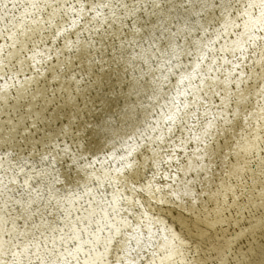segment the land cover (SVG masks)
<instances>
[{
  "label": "rangeland",
  "instance_id": "1",
  "mask_svg": "<svg viewBox=\"0 0 264 264\" xmlns=\"http://www.w3.org/2000/svg\"><path fill=\"white\" fill-rule=\"evenodd\" d=\"M89 1L67 0L65 4V0H0V21L8 29L4 36L6 38H0L4 39L0 48V64L3 67L8 60V64L13 62L16 68L13 71L0 69L1 76H10L0 81V95L7 93L9 101L0 104V178L7 185V190L0 185V194L3 196L0 219L8 216L15 219V226L10 223L8 228L16 227L18 233L22 232L21 240L24 244L31 242L32 251L37 254L32 257L33 260L54 249L58 255L52 256V259H68L71 264H76L77 255L80 264H189V261L192 264H264V26L256 20L259 9L247 7L249 3L258 4L259 1L199 0L200 7L194 9V18H181L183 23L187 22L191 26L195 24L194 28H189H193L192 33L182 38L181 49H174L166 58L149 57L147 63H143L145 68L148 67L145 71L149 70L150 73L140 78L134 75L121 77L114 74L113 77L101 74V58L97 56L96 47L92 49V59L82 62L73 58L69 63L64 48L66 40L75 41L79 34L80 41L85 43L89 40L87 34L91 32H104L109 37L113 35L109 27L113 25L112 16L107 14L110 10L101 8L88 11L92 6V0ZM95 2L99 4L107 0ZM127 2L130 6L133 4V0ZM135 2L140 8L153 4V0ZM34 3L39 7L33 8ZM112 3L115 4L116 0H112ZM45 4L49 7L45 8ZM68 4L77 10L84 6L81 19L71 28H68V24L77 13L70 11ZM58 5L63 7L58 8ZM54 9L56 20L48 24ZM178 9L189 13L187 7ZM245 10L251 15L245 14ZM121 11L116 12L115 24L121 30L129 29L122 26L121 21L123 25H130V18L124 20ZM59 26L68 28V31L56 37ZM253 28L259 37L255 44L252 43L253 46L249 45L242 52L245 57L240 59L237 56L239 49L244 47L245 41L250 43L248 37ZM165 29L159 30L156 40ZM113 36L112 39L115 38ZM60 52L64 54L58 55ZM233 58L243 70L239 75L241 86L236 87L229 98V107L233 105L231 112L235 113H229L227 119L230 122L225 119L226 122L223 121L216 130L214 125L219 124L217 121L213 123V128L206 127L207 130L211 128L210 139L203 143V147L209 152L202 159L204 161L206 157L208 163L203 165L196 178L203 202L197 205V211H182L175 206L168 211V208H164L166 205L161 204L160 208L159 203V206L150 205V210L145 208L139 195L130 187L125 188L127 183L130 184L132 176L128 174L113 180H102L108 176H101L97 178L99 184L84 183L83 192L71 196L75 187L67 184L68 175L64 172L62 161L56 156L57 152L60 151L63 161H68V158H64L69 154L68 151L75 157H86L106 143L105 136L111 134V131L126 136L124 138L129 145L128 155L125 153L127 158L140 165L144 175L142 181L149 177L152 186L161 183L163 174L176 172L180 165L183 167L190 158L188 153L200 156L203 153L202 147L194 146L190 137L184 134L187 131L189 134L197 132L204 125L206 113L212 111V114H218L224 109V94H220L221 79L228 61ZM102 86L109 90V96L104 95ZM153 92L155 97L152 96ZM242 96L244 102L239 101ZM240 110L245 111L244 115H253L254 111L259 118L252 122V129L245 123L242 130L229 136L226 147L230 149L225 150L219 163L213 162L210 147L216 141L221 146L224 144L227 134V126L224 124L229 125L236 120V114L244 120L243 114L238 112ZM5 125L12 129L10 134ZM108 127H111L109 133L106 130ZM235 155L238 157L232 159ZM209 167H212L209 170L211 173L207 170ZM13 169L18 176L13 177ZM29 177H32L29 183L36 190L31 193L34 203L30 213L21 214L16 210L20 207L17 202L29 200L28 191L23 186ZM11 179H15L16 183H10ZM179 188L184 190V186L180 185ZM167 199L172 198L168 195ZM178 213L193 218L190 219L194 222L192 226L200 223L201 231L213 233V237L202 241L200 236L198 239L201 241H196L185 230L187 225L182 222L186 220ZM141 214H150L156 226L143 227L137 219ZM162 228L173 234H169L167 243L159 238ZM157 237L159 240H155ZM38 242L42 243L43 249H37ZM77 245L80 247L78 254L75 252ZM185 251L193 253L185 259ZM67 252L73 255L68 256Z\"/></svg>",
  "mask_w": 264,
  "mask_h": 264
},
{
  "label": "bare ground",
  "instance_id": "2",
  "mask_svg": "<svg viewBox=\"0 0 264 264\" xmlns=\"http://www.w3.org/2000/svg\"><path fill=\"white\" fill-rule=\"evenodd\" d=\"M91 1V0H90ZM89 1V3H90ZM181 1V3L179 2ZM214 1V0H213ZM216 1V0H215ZM220 1V0H218ZM225 1V0H224ZM227 1V0H226ZM235 1V0H234ZM259 1V0H258ZM84 2V1H82ZM206 2V1H205ZM148 3V2H147ZM151 3V2H150ZM197 3V5H196ZM199 3V4H198ZM203 3V2H202ZM218 3V2H217ZM216 3V5H217ZM228 4V3H227ZM203 5V4H202ZM205 5V4H204ZM208 5V4H207ZM213 5V3H212ZM247 5V4H246ZM187 7L188 8V14L187 13H183L178 11L179 7ZM197 7H200V1L199 0H164L163 6L162 8H153L152 4L151 5H145L143 7H138L135 16L138 20L137 23V28L140 29V31L132 33L131 28L129 29H125V30H121V28L115 24L116 28L114 29L113 25L109 26L110 28H112L113 30V35L107 36V34H105L104 32L99 33L100 36H104L105 37V42L103 44H97L96 46V50L97 53L99 52L100 55H97L101 58V64L99 65L102 68V73L103 75H111L113 77L114 74L119 75L121 77H130L131 75H134L135 77H139L144 75L145 73H148V71H145L147 68L144 67V63L147 60H149V57L152 56H158L156 58L158 59H162V58H166L169 55H171V53H173L174 49H177L175 51H178V49H181L182 45L180 44V42L182 41V38L185 37V35L192 33L193 28L195 27V24H192L193 28L189 30V28H191V25H188L187 22L183 23L181 21V18L183 20H188L190 18L193 17L194 15V9ZM210 7V6H209ZM208 7V8H209ZM220 7H223L220 6ZM212 8V7H211ZM216 8V7H215ZM234 8V7H233ZM232 8V9H233ZM202 9V7H201ZM206 9V8H205ZM224 9V8H223ZM236 9V8H235ZM203 11V9H202ZM206 11V10H205ZM214 12V10H212ZM235 11V10H234ZM246 11V10H245ZM119 12V11H117ZM123 11H121L120 13H122ZM169 12V13H168ZM211 12V11H209ZM216 12V11H215ZM244 12V11H243ZM106 13V12H105ZM195 13H197V10L195 11ZM204 13V12H203ZM217 13V12H216ZM222 13V11H221ZM220 13V14H221ZM101 14V13H100ZM108 16H112L111 12L109 11ZM142 14V15H141ZM226 14V13H225ZM230 14V13H229ZM233 14V13H232ZM95 15V14H94ZM117 15V13H116ZM122 16H124L125 14H121ZM141 15V16H140ZM184 16V17H181ZM190 16V17H189ZM217 16V15H216ZM239 16V15H238ZM241 16V15H240ZM214 17V16H213ZM222 17V16H221ZM232 17V16H231ZM234 17V15H233ZM245 17V16H244ZM75 18V17H74ZM117 18V16H116ZM194 18V17H193ZM202 18V17H201ZM217 18V17H216ZM108 19V18H107ZM124 19V18H123ZM211 19V18H210ZM218 19V18H217ZM221 19V18H219ZM218 19V20H219ZM74 20V19H73ZM97 20V19H96ZM101 20V19H100ZM121 20V19H120ZM125 20V19H124ZM191 20V19H190ZM189 20V21H190ZM216 20V19H214ZM234 20V18H233ZM238 20V18H237ZM99 21V19H98ZM145 21H147L148 23L145 24ZM206 21V20H205ZM210 21V20H209ZM208 21V22H209ZM217 21V20H216ZM215 21V22H216ZM224 21V20H223ZM236 21V20H234ZM77 22V21H76ZM85 22V21H84ZM113 22V20H112ZM111 22V23H112ZM130 22L132 23V19L130 18ZM129 22V23H130ZM239 22V21H238ZM79 23V22H78ZM82 23V21H81ZM110 23V24H111ZM124 23V22H123ZM128 23V22H127ZM179 23H181L180 27L178 26ZM206 23V22H205ZM237 23V22H236ZM109 24V25H110ZM184 25V28L182 29V26ZM234 24V23H233ZM239 24V23H238ZM241 24V23H240ZM4 24L1 23L0 21V38H6L4 36H6V32H7V28H5L3 26ZM78 25V24H77ZM107 25V24H106ZM211 25V24H210ZM214 25V24H213ZM217 25V24H216ZM235 25V24H234ZM257 25V24H256ZM186 26V27H185ZM191 26V27H190ZM225 26V25H224ZM238 27V25H236ZM85 27V26H84ZM108 27V26H107ZM166 28L165 32L158 37V39L156 40L155 36L158 34L159 30L162 28ZM179 27V28H178ZM212 27V26H211ZM214 27V26H213ZM216 27V26H215ZM218 27V26H217ZM263 27V26H262ZM88 28V26H87ZM105 28V27H104ZM200 28V26H199ZM89 29V28H88ZM106 29V28H105ZM117 29H119V31H117ZM215 29V28H214ZM219 29V28H218ZM239 29V28H238ZM254 29L251 30L249 37L250 43H248V41H245L244 47L239 49L240 53L237 54V56L241 59L243 57H245V55H243V51H246V49L248 48L249 45H252V43L255 44L257 37H259L258 35H256L254 33ZM97 30V29H95ZM206 30V29H205ZM93 31V30H92ZM122 31V32H121ZM129 31V32H128ZM213 31V30H212ZM216 31V29H215ZM220 31V30H219ZM233 32V30H231ZM110 32V31H109ZM108 32V33H109ZM208 32V31H207ZM215 33V32H214ZM227 33V31H226ZM99 34L95 33V32H91L87 34V39L89 40H94V41H100L101 37L99 36ZM221 35V33H219ZM223 34V33H222ZM230 34V33H229ZM232 35V34H231ZM63 36V35H62ZM115 37V38H111V37ZM214 36V35H213ZM234 36V35H233ZM80 37V36H79ZM217 37V35H216ZM230 37V35H229ZM228 38V36H227ZM232 38V37H231ZM237 38V37H236ZM263 38V37H262ZM76 39V38H75ZM74 40V39H73ZM229 40V38L227 39ZM231 40V39H230ZM229 40V43H231ZM4 41V39H0V48L2 45V42ZM76 41V40H75ZM205 41V40H204ZM83 42V41H82ZM218 44V43H217ZM243 44V43H241ZM231 45V44H230ZM185 46V45H184ZM220 46L221 43H220ZM253 46V45H252ZM241 47V46H240ZM192 48V47H191ZM223 48V47H222ZM227 50V49H226ZM250 50V48H249ZM231 51V50H230ZM236 51V50H235ZM182 52V51H181ZM248 52V51H247ZM242 53V54H241ZM177 55V53H176ZM218 58V57H217ZM98 59V58H97ZM215 60V59H214ZM99 62V61H98ZM163 62V61H162ZM177 62V61H176ZM250 62V61H249ZM147 63V62H146ZM215 63V62H214ZM256 63V62H255ZM121 64V65H120ZM158 64V63H157ZM142 65V67H140ZM216 65V64H215ZM156 66V64H155ZM140 67V68H139ZM257 67V66H256ZM126 68V69H125ZM134 68V69H133ZM151 68V67H150ZM0 69L1 70H5L8 69L7 71H13L15 68L13 62L8 64V60L5 61V64L3 65V67H1L0 64ZM133 69V70H132ZM143 70V71H142ZM6 71V70H5ZM243 70L241 68L238 67V61L236 59H230L228 61V67L225 69V74L223 72L222 76L223 78L221 79V91L220 94H224L223 95V101H225V104L223 106V110H221L220 112H218V114H212V111L209 113H206V118L204 120V125H201L200 129L197 130V132H195L194 134H189L188 131L184 134V136H189L190 137V141H192L191 143H193V145L195 144L198 148L202 147L203 149V153L199 156L197 155V153L192 154L191 152L188 153L187 155H189V159L186 160L185 165H183V167L180 165L179 168L176 170V172H169L167 174H163V179L161 181V183H157V184H153V186L151 184H149L150 181H148V179H143L144 181H142V172L139 168V164L135 163L133 161H130L129 157L127 158L126 156V152L128 155V143L127 140H125L124 137L126 136H122L119 133H114L113 131H111V127H108L106 130L109 133L111 131V134H107V136H105V140L106 143L97 151H94L92 154L86 156V157H75V155L68 151V155H65V159L68 158V161H63L61 160V156H60V151L57 152L56 156L60 158V161H62V166L64 168V172L68 175V178L66 180L67 184L72 185L75 187L72 195L75 194H80V192H83V185L84 183H95V184H99L97 178L101 177V176H108L107 178H103L102 180H113L116 179L117 177H123L124 175H132L131 176V180L129 181L130 184H124L125 188L130 187L132 191L135 192V194L139 195V198H141L143 200V204L146 206L145 208L150 210V205L153 204H157L159 203L160 208H161V204L166 205L164 208H168L166 210L170 211V207H176L178 209L183 210H189L192 212L197 211L196 209L198 208L197 205L199 203H203L201 202L200 199V194H199V188L200 185L197 181V177L200 175V169L203 167V165H205V163L207 164V158L205 157V160L203 161L202 157L203 156H207L208 154V149H205L203 147V143L206 142V140L210 139L209 137V133H210V129L213 128V123L215 124V122H219V124L214 125V129L216 130L219 125H222L227 119V117L229 116V113H231V115H234V113H232L231 111L233 110L231 107H229L231 100H229L230 95L234 94V90L236 89V87H240L241 86V80H239V75ZM135 72V73H132ZM241 72V73H240ZM251 72V71H250ZM96 73V72H95ZM150 73V72H149ZM221 73V72H220ZM179 74V73H178ZM145 76V75H144ZM10 76H1L0 73V81H2L4 78H7ZM14 77V76H12ZM244 77V76H243ZM242 77V78H243ZM16 78V77H15ZM211 79V78H210ZM135 80V79H134ZM196 80V79H195ZM198 80V79H197ZM43 81V80H42ZM39 82L38 86L40 87V84L42 83ZM187 81V80H186ZM190 81V80H189ZM234 82V84H233ZM103 83V82H102ZM133 83V82H132ZM118 84V83H117ZM137 84V83H136ZM231 84V86H230ZM255 84V83H254ZM112 85V84H111ZM131 85V84H130ZM135 84H133L134 86ZM158 85V84H157ZM193 85V84H192ZM154 86V85H153ZM218 86V85H217ZM243 86V85H242ZM91 87V86H90ZM156 87V86H155ZM104 91V95L109 96V90H106L105 86H102ZM157 89H159L158 87H156ZM155 88V89H156ZM128 89V88H127ZM134 90V89H133ZM40 91V89L38 90ZM138 91V90H137ZM154 91V89H153ZM163 91V90H162ZM161 91V92H162ZM142 92V91H141ZM159 92V91H157ZM260 92V91H259ZM264 92V91H263ZM261 92V93H263ZM143 93V92H142ZM147 93V92H146ZM149 93V92H148ZM152 94V93H151ZM171 94V93H169ZM244 94V93H243ZM97 95V94H96ZM157 95V94H156ZM242 95V94H241ZM127 96V95H126ZM144 96V95H143ZM149 96V95H148ZM152 96L155 97V93L153 92ZM161 96V95H160ZM166 96V95H165ZM164 96V97H165ZM169 96V95H168ZM167 96V97H168ZM245 96V95H243ZM239 99V101L241 102V100L244 98ZM247 96V95H246ZM245 96V97H246ZM83 97V96H82ZM157 97V96H156ZM159 97V95H158ZM166 97V98H167ZM220 97V96H219ZM232 97V96H231ZM85 98V97H84ZM129 98V95H128ZM145 98V96H144ZM143 98V99H144ZM150 98V97H149ZM261 98V97H260ZM124 99V97H123ZM156 99V98H155ZM169 99V98H168ZM232 99V98H231ZM234 99V98H233ZM256 99V98H255ZM259 99V98H258ZM257 99V101H259ZM142 100V99H141ZM154 100V98H153ZM158 100V99H157ZM242 100V102H244ZM264 100V99H262ZM161 101V100H160ZM253 101V100H252ZM142 102V101H141ZM151 102V101H149ZM153 102V101H152ZM158 102V101H157ZM168 102V101H167ZM250 102V101H249ZM229 103V104H227ZM253 103V102H252ZM251 103V104H252ZM148 104V103H147ZM156 104V103H155ZM211 104V103H210ZM219 104V103H218ZM236 104V102H235ZM246 104V102H245ZM250 104V105H251ZM258 104V103H257ZM149 105V104H148ZM227 105V106H226ZM244 105V103H243ZM247 105V104H246ZM244 105V106H246ZM253 105V104H252ZM251 105V106H252ZM166 106V105H165ZM222 106V105H221ZM241 106V105H240ZM164 107V106H163ZM207 108V107H206ZM238 108V107H237ZM249 108V107H248ZM190 109V108H189ZM188 109V110H189ZM208 109V108H207ZM232 109V110H231ZM242 109V108H241ZM138 111V110H137ZM242 110L238 111L240 115L243 114L244 120H242V116L238 117L236 120L234 119V121L232 123H229V125H225L227 126V134H225L226 136L224 137V140L226 139V141H224V144H222V146L219 144L218 141H216L214 143V145L211 148L212 151V155H213V162L214 161H219L220 157L225 155V150L228 149L227 143L230 140L229 136L237 133L238 130H242L243 127L245 126V123H247L248 128L252 129L253 126L252 122H256L257 119L259 118L258 113H255L253 111V115H250V113L248 115H244V112H241ZM237 112V111H236ZM237 112V113H238ZM241 112V113H240ZM137 114V113H136ZM140 114V113H139ZM138 114V115H139ZM145 115V114H144ZM127 116V115H126ZM176 116V115H175ZM180 116V115H179ZM138 117V116H137ZM140 117V116H139ZM143 118V117H142ZM247 118V120H246ZM141 119V118H140ZM226 119V120H225ZM207 120V121H206ZM100 121V120H99ZM140 121V120H139ZM142 121V120H141ZM206 122V123H205ZM230 122V120L228 121ZM106 123V122H105ZM107 124V123H106ZM127 124V123H125ZM129 124V123H128ZM207 124V125H206ZM209 124V125H208ZM211 124V125H210ZM97 125V124H95ZM101 125V124H100ZM112 125V124H111ZM117 125V124H116ZM143 125V124H142ZM206 125V126H205ZM92 126V125H91ZM99 126V125H98ZM109 126V125H108ZM113 126V125H112ZM190 126V125H189ZM208 126H211V128L209 130H207ZM106 127V125H105ZM121 127V126H120ZM128 127V125H127ZM126 127V128H127ZM165 127V126H164ZM207 127V128H206ZM217 127V128H216ZM92 128V127H91ZM97 128V127H96ZM125 128V127H124ZM141 128V127H140ZM144 128V127H143ZM221 128V127H220ZM102 129V127H101ZM115 129V128H114ZM142 129V128H141ZM154 129V128H153ZM161 129V128H160ZM206 129V130H205ZM91 130V129H90ZM125 130V129H123ZM140 130V129H139ZM156 130V129H155ZM213 130V129H212ZM246 130V129H245ZM153 131V130H152ZM225 131V130H224ZM127 132V131H126ZM124 132V134L126 133ZM218 132V131H217ZM221 132V131H220ZM129 133V132H128ZM143 133V132H142ZM157 133V132H156ZM178 133V132H177ZM100 134V133H99ZM123 134V135H124ZM131 134V133H129ZM154 134V131H153ZM213 134V133H212ZM101 135V134H100ZM142 135V134H141ZM211 135V134H210ZM154 136V135H153ZM163 136V135H162ZM213 135H211L212 137ZM223 136V135H222ZM236 136V135H235ZM132 137H134L132 135ZM145 137V136H144ZM159 137V136H158ZM176 137V136H175ZM156 138V137H154ZM166 138V137H165ZM215 138V136H214ZM222 138V137H221ZM232 138V137H231ZM234 138V137H233ZM232 138V139H233ZM237 138V137H236ZM88 139V138H87ZM132 139V138H131ZM183 139V138H182ZM220 139V138H219ZM134 140V139H133ZM166 140V139H164ZM95 141V140H92ZM183 141V140H182ZM235 141V140H234ZM264 141V140H263ZM218 142V143H217ZM223 142V141H222ZM221 142V143H222ZM232 142V141H231ZM230 142V143H231ZM95 143V142H94ZM147 143V142H146ZM164 143V142H163ZM207 143V142H206ZM96 144V143H95ZM102 144V143H100ZM99 144V145H100ZM136 145V144H135ZM161 145V144H160ZM194 145V146H195ZM220 145V146H219ZM237 145V144H236ZM159 147V146H158ZM99 148V147H97ZM193 148V147H192ZM191 148V150H192ZM195 148V147H194ZM193 148V149H194ZM208 148V147H207ZM209 148V149H210ZM189 149V147H188ZM230 149V148H229ZM235 149V148H234ZM233 149V150H234ZM195 150V149H194ZM199 150V149H198ZM197 150V152H199ZM64 152V151H63ZM185 152V151H184ZM196 152V151H195ZM227 152V151H226ZM228 153V152H227ZM226 153V154H227ZM79 154V153H78ZM199 154V153H198ZM136 155V154H135ZM230 155V154H229ZM210 156V155H209ZM208 156V157H209ZM232 156V155H231ZM226 157V156H225ZM236 157H238L237 155H235L232 159H235ZM71 159H75L76 160V164L72 165L71 164ZM222 159V158H221ZM225 159V158H224ZM230 159V157H229ZM81 160V161H79ZM211 160V158H210ZM228 160V159H227ZM222 161V160H221ZM233 161V160H232ZM237 161V160H236ZM92 162V164H91ZM152 162V161H150ZM212 162V161H211ZM212 162V163H213ZM216 162V163H217ZM141 163V162H140ZM145 163V162H144ZM154 163V162H153ZM219 163V162H218ZM228 163V162H227ZM146 164V163H145ZM148 164V163H147ZM225 164V163H224ZM210 165V164H209ZM216 165V164H215ZM249 165V164H248ZM217 166V165H216ZM223 166V165H222ZM164 167V166H163ZM162 167V168H163ZM238 167V166H237ZM165 168V167H164ZM170 168V167H169ZM209 167L207 170H211ZM223 168V167H222ZM262 168V167H261ZM171 169V168H170ZM166 170V169H165ZM204 170V169H203ZM217 170V169H216ZM244 170V169H243ZM205 172L204 174L208 173ZM213 171H215L213 169ZM246 171V170H245ZM63 172V173H64ZM134 172H138L134 173ZM165 172V171H164ZM210 172V171H209ZM217 172V171H216ZM211 173V172H210ZM222 173V172H221ZM217 174V173H216ZM212 175H215L212 173ZM144 176V175H143ZM205 176V175H204ZM130 177V176H129ZM133 177V178H132ZM217 177V176H216ZM194 178V179H193ZM241 178V177H240ZM101 179V178H100ZM221 179V178H220ZM251 179V178H250ZM211 180V179H210ZM245 180V179H244ZM139 182V183H138ZM148 182V183H147ZM214 182V181H213ZM246 182V181H245ZM123 183V182H122ZM207 183V182H206ZM215 183V182H214ZM184 186V190L182 191L179 186ZM10 187L15 185H9ZM18 187V186H17ZM16 187V188H17ZM153 187V189H152ZM208 187V186H207ZM121 188V186L119 187ZM152 190H151V189ZM182 188V187H181ZM250 188V187H249ZM206 189V188H205ZM209 189V188H208ZM211 189V188H210ZM250 190V189H249ZM203 191V190H202ZM212 191V190H209ZM204 193V192H203ZM170 195V197L172 199L168 200L167 196ZM70 196V197H71ZM1 197H3L0 194V204L2 203V199ZM124 197V196H123ZM130 197V196H129ZM138 197V196H137ZM203 197V196H202ZM211 197V196H210ZM128 198V197H127ZM204 198V197H203ZM133 199V198H132ZM211 200V199H210ZM141 201V200H140ZM132 204H134V202L131 201ZM210 203V202H209ZM136 204V203H135ZM168 204V206H167ZM157 204V206H159ZM138 206V205H137ZM154 206V205H153ZM202 206V205H201ZM130 208H132L130 206ZM135 208V206L133 207V209ZM204 208V207H203ZM207 208V207H206ZM132 209V210H133ZM163 209V208H162ZM144 211V210H143ZM165 211V210H164ZM167 211V212H168ZM139 212V211H138ZM174 212V210H172V213ZM206 213V212H205ZM186 214V213H185ZM196 214V213H195ZM177 215V214H176ZM175 215V217H176ZM178 215L181 217L183 216L185 222H182L183 224H186L187 227L185 228V230H187L188 234H190L191 236L196 238V241H204L206 239L212 238L213 237V233L211 234H207V233H203L201 230L202 226H199V224H195V226H192V224L194 222H191L190 216L187 217L185 216L183 213ZM187 215V214H186ZM197 215V214H196ZM173 216V215H172ZM198 216V215H197ZM201 216V215H200ZM150 214H141L137 219L140 220V223L143 225V227L146 225H150V227L152 226H156V222L153 221V219L150 218ZM171 217V216H170ZM204 218V217H203ZM167 219V218H165ZM197 219V217H196ZM1 220V219H0ZM175 220V219H174ZM197 221V220H196ZM199 221V220H198ZM204 221V220H203ZM210 221V220H209ZM202 222V221H201ZM203 223V222H202ZM140 224V225H141ZM189 225V226H188ZM201 225V224H200ZM139 226V225H138ZM163 226V225H162ZM184 226V225H183ZM185 227V226H184ZM150 230V229H149ZM123 234V233H122ZM171 233H169L166 228H162L161 229V233H160V240L164 239L166 240L167 243V239L170 237ZM181 234V233H180ZM173 235V234H171ZM132 236V235H131ZM202 237L203 239H198L199 237ZM159 238H155V240H159ZM182 238V237H181ZM206 238V239H204ZM133 239V238H132ZM185 239V238H184ZM198 239V240H197ZM153 240V239H152ZM169 242V241H168ZM172 242V241H171ZM176 242V241H174ZM178 242V241H177ZM181 242V241H180ZM41 242H38L39 248L40 250L43 249V245ZM195 243V242H194ZM133 244V243H132ZM174 244V243H173ZM199 244V243H198ZM173 246V245H172ZM201 246V245H200ZM171 247V246H170ZM174 247H177V245H174ZM173 247V248H174ZM140 249H138L139 251ZM188 250V249H186ZM37 251V250H36ZM187 252L183 257H185V259L188 258V256L192 255L193 251H185ZM141 253V251H140ZM159 253V252H158ZM161 255V254H160ZM158 256V254H157ZM132 257V256H131ZM155 257V256H154ZM89 258V257H88ZM141 259V258H140ZM153 259V258H152ZM158 259V258H157ZM163 259V258H162ZM162 259H160L162 261ZM184 259V260H185ZM156 260V258H155ZM124 262V261H123ZM149 263V262H148ZM189 264H192L191 261L188 262ZM143 264V263H142Z\"/></svg>",
  "mask_w": 264,
  "mask_h": 264
},
{
  "label": "snow or ice",
  "instance_id": "3",
  "mask_svg": "<svg viewBox=\"0 0 264 264\" xmlns=\"http://www.w3.org/2000/svg\"><path fill=\"white\" fill-rule=\"evenodd\" d=\"M164 3V0H153L152 7L153 8H162ZM65 4H67V0H65ZM33 8H38V4H33ZM45 8L49 7V5L45 4ZM58 8H62L63 5H58ZM139 5L133 0V4L130 6L127 2V0H116V3L113 4L112 0H107L105 3H96L95 0H92V6L88 9V11H94L97 9H109L111 11L112 20H113V27H115V20H116V12L122 10L124 15V19L131 18L132 23L130 25H123V21H121L122 26L129 27L133 31V33L140 31L139 28H137L138 20L135 16V13L138 9ZM248 8L252 9H259V16L256 17L257 22L264 26V0H259L258 4L255 3H249ZM68 9L72 12H76L77 15L75 19L68 24V28L74 27L77 20L81 19V14L84 13V6L82 5L79 10L72 7L71 4H68ZM248 15H251L249 13H246ZM63 15V13H61ZM107 19V17H105ZM56 20V10L54 9L53 13L50 16L48 24H51L52 21ZM148 23L145 21V24ZM68 28H65L63 26H59L58 31H56L55 36L60 37L63 33L68 31ZM119 31V29H117ZM99 34V33H97ZM105 42V37L101 36L100 41H94V40H88L85 43H82L79 39V34H77L76 41L72 40H66L64 48L67 51L69 63L73 61V58L79 59L82 62L86 59H92V49L97 46V44H103ZM64 53L60 52L58 55H63ZM97 55H100L98 52ZM211 87V85H209ZM8 97L7 93H3V95H0V104H7ZM9 116H11V113H9ZM5 127L8 129L9 134L11 133L12 129L8 127V125H5ZM62 132L64 130H61ZM73 132H75V129H73ZM66 135V133H65ZM27 139V137H25ZM5 144H7V141H5ZM67 151V150H65ZM48 157H44V159H47ZM71 164L75 165L76 160L71 159ZM19 167V165H17ZM13 171V177L18 176L19 174L16 173L15 169ZM20 171H23V168L20 169ZM32 177H29L28 180L24 181V188L28 191L29 200L28 201H18L17 203L20 205L17 211H20L21 214L23 213H30L33 205V201L31 200V193L36 191L34 188H32V185L29 183V180H31ZM10 183H16L15 179H11ZM0 185H3L4 189L7 190V185L4 184V181L2 178H0ZM39 195V193H37ZM5 208H7V202H5ZM7 215V214H6ZM12 224L15 226V219L8 216L6 219L0 220V264H71V261L68 259H61L56 258L52 259L51 257L54 255H58L55 250L53 249L52 252L47 253L43 257H37L35 260L32 259V257L36 256L37 254L32 251V244L29 242L28 244H24L21 240V236L23 235L22 232L18 233L16 231V227H13L12 229L8 228L9 224ZM37 249H39V245H36ZM75 252L78 254L80 252V247L77 245L75 248ZM68 256H72V252H67ZM76 264H80L79 256H76Z\"/></svg>",
  "mask_w": 264,
  "mask_h": 264
}]
</instances>
